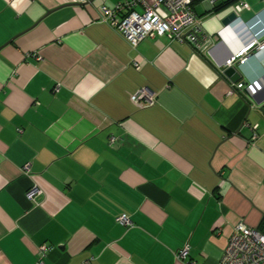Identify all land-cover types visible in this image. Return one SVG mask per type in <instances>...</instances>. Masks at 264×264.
I'll use <instances>...</instances> for the list:
<instances>
[{
  "label": "crops",
  "instance_id": "0c3cea01",
  "mask_svg": "<svg viewBox=\"0 0 264 264\" xmlns=\"http://www.w3.org/2000/svg\"><path fill=\"white\" fill-rule=\"evenodd\" d=\"M119 1L0 0V264L40 244L46 264H218L237 222L264 232V48L226 63L264 38V0H196L202 47H133Z\"/></svg>",
  "mask_w": 264,
  "mask_h": 264
},
{
  "label": "built area",
  "instance_id": "2783aa9c",
  "mask_svg": "<svg viewBox=\"0 0 264 264\" xmlns=\"http://www.w3.org/2000/svg\"><path fill=\"white\" fill-rule=\"evenodd\" d=\"M196 0H123L116 3L114 8L103 6L105 18L109 19L117 31L135 47L142 39L153 37L156 34H166L171 39L188 41L195 47H202L204 43H209L212 37L205 32L201 19L197 14L194 2ZM210 5H215L219 0H205ZM246 0H237L236 9L247 6ZM121 15L117 17V13ZM123 11V12H122ZM239 16L237 15L236 19ZM235 19V20H236ZM225 24L219 30V35L226 37L234 34L232 29ZM235 35V34H234ZM217 37V36H216ZM264 48V38L262 40L252 39L242 44L227 58L226 63L231 64L242 60L254 49ZM138 65V61H134ZM236 87L244 88L248 95L252 94V83L239 81ZM131 99L140 102L144 98L147 104L155 102V92L146 86L139 87L131 93ZM115 137L111 136L113 142ZM27 169V165H24ZM40 189L33 185L27 192V197L32 198ZM121 223L131 225L132 221L127 213L118 216ZM47 249L46 244L38 245L37 258L35 264H46L44 254ZM188 254V246L181 248L177 257L184 258ZM80 264H91L90 259H84ZM196 264V263H192ZM218 264H264V232L255 226L247 225L243 221L237 222L233 226V231L228 243L224 248Z\"/></svg>",
  "mask_w": 264,
  "mask_h": 264
},
{
  "label": "water",
  "instance_id": "95a60500",
  "mask_svg": "<svg viewBox=\"0 0 264 264\" xmlns=\"http://www.w3.org/2000/svg\"><path fill=\"white\" fill-rule=\"evenodd\" d=\"M237 17V13L235 11H232L231 13H229L224 19H223V23L224 24H228V23H232ZM231 56V55H230ZM227 68L225 69V72H233L234 67L232 65H227ZM236 76V75H235ZM234 78V77H233ZM261 110H264L263 106H260Z\"/></svg>",
  "mask_w": 264,
  "mask_h": 264
}]
</instances>
